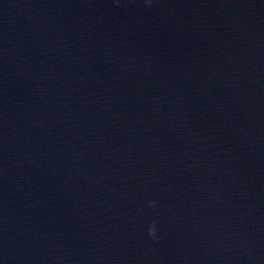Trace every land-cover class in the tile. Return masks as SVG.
I'll return each mask as SVG.
<instances>
[{
    "label": "water",
    "instance_id": "1",
    "mask_svg": "<svg viewBox=\"0 0 264 264\" xmlns=\"http://www.w3.org/2000/svg\"><path fill=\"white\" fill-rule=\"evenodd\" d=\"M0 264H264V0H0Z\"/></svg>",
    "mask_w": 264,
    "mask_h": 264
},
{
    "label": "clouds",
    "instance_id": "2",
    "mask_svg": "<svg viewBox=\"0 0 264 264\" xmlns=\"http://www.w3.org/2000/svg\"><path fill=\"white\" fill-rule=\"evenodd\" d=\"M149 234L151 235L152 234V230L150 229V232H149Z\"/></svg>",
    "mask_w": 264,
    "mask_h": 264
}]
</instances>
